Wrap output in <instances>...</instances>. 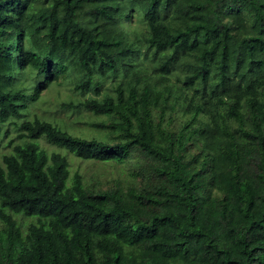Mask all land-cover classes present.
<instances>
[{
  "label": "trees",
  "instance_id": "16d2710c",
  "mask_svg": "<svg viewBox=\"0 0 264 264\" xmlns=\"http://www.w3.org/2000/svg\"><path fill=\"white\" fill-rule=\"evenodd\" d=\"M0 146V264H264V0H0Z\"/></svg>",
  "mask_w": 264,
  "mask_h": 264
},
{
  "label": "rangeland",
  "instance_id": "374dc122",
  "mask_svg": "<svg viewBox=\"0 0 264 264\" xmlns=\"http://www.w3.org/2000/svg\"><path fill=\"white\" fill-rule=\"evenodd\" d=\"M71 93L69 86L64 85H55L53 86L49 91L45 92L42 97V102L37 107H34V111L39 113L40 115H43L44 112H47L49 114L50 112H53V116L61 117L62 119L69 121H74L77 125L76 127L81 128L79 130H76L77 132H84L85 134H90L94 132L92 128L89 125H86L85 122L87 119H85L84 115H78V114H71V111L69 110H63L59 107V102L65 100L67 96ZM49 147H52L48 144H46ZM11 150L10 147H3L0 146V154L1 152H9ZM70 160L72 161V169H79L81 172L86 174L87 176H90L92 174H95L103 181H107L110 178L116 177L119 174L123 175L125 173V166L119 163H102L97 161H86L81 160L77 157H74L72 155H69Z\"/></svg>",
  "mask_w": 264,
  "mask_h": 264
}]
</instances>
